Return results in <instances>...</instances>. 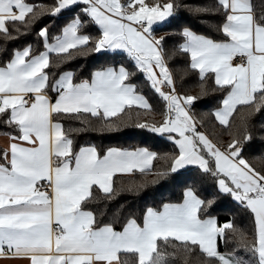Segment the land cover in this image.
<instances>
[{
  "label": "snow or ice",
  "instance_id": "6c2138e0",
  "mask_svg": "<svg viewBox=\"0 0 264 264\" xmlns=\"http://www.w3.org/2000/svg\"><path fill=\"white\" fill-rule=\"evenodd\" d=\"M179 7L176 0H54L51 5L0 0L5 44L30 34L45 16L66 19L55 35L47 26L39 28L42 50L29 44L0 60V116L11 129L0 148V256L27 258L30 264H128L125 256L131 264H174L176 257L188 264L198 249L207 264H264V158L253 164L244 156L253 138L251 118L264 112V5L216 0L213 8L196 11L222 13L221 39L188 27L179 33L178 49L190 57L189 67L202 81L211 77L225 93L213 113L231 137L223 144L198 130L191 107L199 97L177 92L162 54L163 37L153 34L154 26L169 22ZM76 8L80 11L72 15ZM88 23L98 26V36L83 31ZM101 52H124L134 61L164 101L161 121H140L154 109L128 82L132 73L122 63L94 68L87 77L70 69L52 71L75 56ZM133 111L137 128L166 136L176 151L161 155L147 147H109L101 152L94 144L77 149L56 119L87 114L110 131L132 121ZM82 123L86 128L71 131L93 126L90 120ZM157 159L163 165L154 171ZM188 166L199 170L201 182L212 177L214 190L202 195L191 180L179 202L147 207L142 219L130 215L119 228L115 213L105 221L86 206L96 198L94 187L111 200L118 174L154 171L156 179L126 189L139 191ZM219 194L250 211L251 239L231 221L220 224L210 214ZM229 233L248 259L237 249L218 250V238ZM167 244L171 252L163 247Z\"/></svg>",
  "mask_w": 264,
  "mask_h": 264
},
{
  "label": "trees",
  "instance_id": "16d2710c",
  "mask_svg": "<svg viewBox=\"0 0 264 264\" xmlns=\"http://www.w3.org/2000/svg\"><path fill=\"white\" fill-rule=\"evenodd\" d=\"M30 2L51 5L54 0H30ZM162 2H167V0H162ZM176 2L180 7L176 11L175 16L163 25L154 26L153 34L156 39L163 37L162 54L165 63L172 73L177 92L182 95L190 94L199 97L191 107V115L197 121L198 130L208 135L214 143L223 144L230 141L231 137L228 131L215 120L213 113L221 106L220 100L225 93L215 85L211 77L202 81L198 75V71L192 70L189 67L190 57L178 49V45L183 42V38L179 33L184 27H188L197 34L212 39H221L222 36L217 30V26L222 22L223 16L222 13L217 12L196 11L198 8H213L216 0H176ZM253 3L258 6L264 5V0H253ZM79 11L80 9L76 8L72 15H75ZM65 22V18L57 19L45 16L42 22L38 23L30 34L22 35L18 40L7 44L0 41V60L5 59L12 49L29 44L34 49L42 50V42L37 36L39 28L47 26L49 34L55 35ZM83 31L94 37L99 35L98 26L92 23L86 24ZM5 48L7 52L4 51ZM113 62L124 64L129 72L132 73L128 82L135 85L136 90L146 96L154 109L149 115H141L140 121H161V113L164 111V101L154 92L141 72L134 67L132 62L123 53L116 55L110 52L107 54L101 52L89 53L86 56H75L67 63L54 67L52 71L59 73L70 69L75 71L78 76L87 77L94 68L107 66ZM49 95L54 96L55 94L50 92ZM139 111L143 113L145 110L139 109ZM133 117L132 121L126 122L120 129L110 131L101 130L95 118L87 114H81L78 118L60 115L56 119L62 123L64 130L69 132L77 149L81 145L94 144L101 152L109 147H119L129 150L147 147L151 151H156L161 155L166 153L171 154L176 151L174 144L167 140L166 136L151 133L147 129L137 128L135 126V111H133ZM4 119L3 116H0V135L11 131L4 124ZM86 120L92 122L93 126L91 128L80 132L71 131L72 129L86 128V125L82 123V121ZM251 120L253 138L246 145L244 156L251 163L259 164L260 160L258 158H264V112L254 114ZM201 122L203 126H201ZM153 165L155 171L163 165V161L160 159L154 160ZM154 171L153 173L145 174L135 172V174L119 175L117 178H114L116 192L111 200L106 199L104 194L94 187L93 194L96 198L90 200L86 206L96 213L97 219L105 221L111 219L113 213H115L118 220L116 226L119 228L120 222L125 221L130 215L142 219V214L147 207H159L164 202H179L183 188L191 180H195L200 185L202 195H206L208 192L214 190V179L210 176L203 177L201 182L199 170L193 166L180 170L179 174H172L166 178L158 179L156 183H148L141 187L139 191L126 190L134 182L142 183L145 180L152 181L156 179ZM210 214L216 216L220 224L231 221L237 229L248 233L249 239H251L254 228L252 215L249 210L234 201L231 196L225 194L217 195L215 203L210 209ZM237 241L238 238L234 239L230 233L224 240L218 238V250L223 253L237 249L239 256L248 259L247 254L238 245ZM163 247L168 252L173 250L171 244L164 245ZM122 259H127L128 264H131L132 258L130 256L122 257ZM174 264H185V261L181 257H176L174 258ZM188 264H207V260L197 249L188 258Z\"/></svg>",
  "mask_w": 264,
  "mask_h": 264
},
{
  "label": "crops",
  "instance_id": "0c3cea01",
  "mask_svg": "<svg viewBox=\"0 0 264 264\" xmlns=\"http://www.w3.org/2000/svg\"><path fill=\"white\" fill-rule=\"evenodd\" d=\"M111 53V52H110ZM123 53L131 62L132 64L134 65L135 67V64H134V61L131 60L128 56H127V53H124V52H121ZM136 68V67H135ZM137 69V68H136ZM139 72H141L139 69H137ZM198 71V70H197ZM141 74L144 76V78L146 79L145 75L143 72H141ZM147 80V79H146ZM148 82V80H147ZM149 84V82H148ZM150 86V84H149ZM135 107V106H134ZM167 139V137H166ZM6 143V137L5 135H0V148H2ZM190 167V166H188ZM195 167V166H193ZM119 175H129V174H118L117 176ZM44 184H46V182H43ZM0 264H30V260L27 259V258H21V257H13L11 254L7 255V256H0Z\"/></svg>",
  "mask_w": 264,
  "mask_h": 264
},
{
  "label": "built area",
  "instance_id": "2783aa9c",
  "mask_svg": "<svg viewBox=\"0 0 264 264\" xmlns=\"http://www.w3.org/2000/svg\"><path fill=\"white\" fill-rule=\"evenodd\" d=\"M46 185V184H45ZM41 190H46V188H41Z\"/></svg>",
  "mask_w": 264,
  "mask_h": 264
},
{
  "label": "bare ground",
  "instance_id": "6f19581e",
  "mask_svg": "<svg viewBox=\"0 0 264 264\" xmlns=\"http://www.w3.org/2000/svg\"><path fill=\"white\" fill-rule=\"evenodd\" d=\"M177 90V89H176Z\"/></svg>",
  "mask_w": 264,
  "mask_h": 264
}]
</instances>
